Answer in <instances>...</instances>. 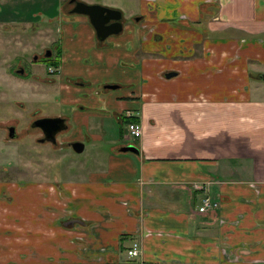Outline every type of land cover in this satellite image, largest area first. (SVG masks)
Instances as JSON below:
<instances>
[{"label":"crops","instance_id":"1","mask_svg":"<svg viewBox=\"0 0 264 264\" xmlns=\"http://www.w3.org/2000/svg\"><path fill=\"white\" fill-rule=\"evenodd\" d=\"M138 15L112 46L86 16L56 32L65 44L46 82H59L66 130L73 115L68 139L113 145L102 169L77 162L62 181L17 189L18 205L0 207V264H264V0H140ZM51 20L38 34L49 45ZM83 45L93 64L75 58L63 73L60 58ZM127 145L138 154L119 152ZM205 198L215 206L199 213Z\"/></svg>","mask_w":264,"mask_h":264},{"label":"rangeland","instance_id":"2","mask_svg":"<svg viewBox=\"0 0 264 264\" xmlns=\"http://www.w3.org/2000/svg\"><path fill=\"white\" fill-rule=\"evenodd\" d=\"M79 1L88 5L96 4L119 10L126 28H131L130 31L136 29L135 19L139 18L140 0ZM37 5L25 6L21 3V0H18L17 9L10 6L0 7V25L3 24V21L6 24H12L6 22V20L13 22L31 20V23L25 27L23 25L21 27L13 25L12 28L5 25L0 26V207L8 208L18 205V201L14 200L13 197L17 189L19 190L21 187L31 188L39 183L45 184L46 182L48 184L52 181H62L61 176H59L63 174L61 170L77 162L87 164L95 171L98 168L102 169V166H96L95 162L107 159L113 145L111 139L90 143L88 139L85 140L87 136L85 137V134H83L82 137L85 138L81 142L85 145V150L80 154L74 153L68 145L72 141L68 139V136L73 133L74 128L75 133L78 129L72 122L73 115L69 121L68 130L57 134L56 142L58 146L56 147L48 144L37 145L34 141L35 135L28 136L26 134L29 124L38 117L56 116L58 114L70 116L67 108L63 107L57 98L59 82H46L51 79L50 76L45 74L47 63L42 60L37 61L31 70L27 66V61L32 55L37 56L40 54L45 47L50 51V59L54 58L56 44L60 48L65 44L63 37L56 43L59 37L56 32L65 26L66 33H68L69 27L74 29V26L78 25L77 19L81 16L67 12L69 8L65 0H47L45 8H42L39 2H37ZM14 12H18V15ZM36 12L40 14H33ZM41 18L52 19L44 25V27L49 26L51 30L48 33V37L50 40L52 38L51 42L54 41L52 45H49L50 43L46 44L48 42L43 38L47 33L38 35L39 31L43 29ZM69 21L72 23L69 24ZM81 35L80 30H74L72 43H77ZM113 38L114 35L103 42L112 46ZM94 44L97 46L96 42ZM85 46L83 45L80 49L73 51L70 47L71 53L66 51L63 58H60L63 73L68 69L70 61L75 58L80 60V64L83 67L93 64L92 53L95 50H91L92 46H90V49H86V52H83L82 48H85ZM134 65L136 69L140 68V64ZM18 67L27 75L20 76L16 74L14 70L18 69ZM83 67L76 70L79 75L85 73ZM132 67L134 66L132 65ZM30 73H32L31 76ZM36 75L43 82H33V78ZM64 83L67 86L73 84V82ZM259 85L262 86L261 89L264 88V83L261 84L259 82ZM255 95L256 92H254L253 96ZM262 96L263 93L259 92L255 98ZM7 126L14 127L15 138L8 139L5 128ZM110 134L112 136L117 134L116 125L112 130L110 128ZM128 156L132 158L133 155ZM76 172L77 169L75 168L72 172H69V175H74ZM72 181L77 183L74 180Z\"/></svg>","mask_w":264,"mask_h":264},{"label":"water","instance_id":"3","mask_svg":"<svg viewBox=\"0 0 264 264\" xmlns=\"http://www.w3.org/2000/svg\"><path fill=\"white\" fill-rule=\"evenodd\" d=\"M70 12L72 14L82 15L88 18L89 23L93 27L95 36L99 42H103L108 37L117 35L122 31L123 27L120 22L121 12L118 10L106 8L96 4L88 5L83 2H75ZM110 21H113V23L109 24ZM16 73H18V71ZM31 125L37 126L40 131L44 133L45 140L50 143L55 142V136L57 134L66 130L64 119L60 117L37 119ZM70 148L74 153L80 154L83 149V144L75 142L70 145ZM119 152L137 155L138 149L133 145H127L121 147ZM69 225H72V223L70 222Z\"/></svg>","mask_w":264,"mask_h":264},{"label":"flooded vegetation","instance_id":"4","mask_svg":"<svg viewBox=\"0 0 264 264\" xmlns=\"http://www.w3.org/2000/svg\"><path fill=\"white\" fill-rule=\"evenodd\" d=\"M66 2H67V6H68V11L67 12H69V13H71L70 11H71V9L73 8V6H74V4H75V2H81V1H79V0H65ZM72 14V13H71ZM77 15V14H76ZM82 16V15H81ZM122 19H123V17H122V14H121V20H120V22L122 23ZM111 23H113V21H110L109 22V24H111ZM48 48H43L42 50H41V53L40 54H38L37 56H34V55H32L30 58H29V61H27V66H28V68H30L31 70H32V67L33 66H35L34 65V63L35 62H37V61H40V60H42V61H46L47 59H49L51 56H50V51L49 50H47ZM55 53H56V51H55ZM46 55H48V56H46ZM49 60H51V59H49ZM48 68H51L52 70H53V73H54V71H56V67L55 66H49V65H47V69ZM15 72H17L18 71V73H16V74H19L20 76H23V75H27V73H23L22 72V70H21V68H19L18 67V69H16V70H14ZM28 72V71H27ZM45 74H47V75H52V74H49L47 71L45 72ZM32 75V73H30V76ZM29 76V75H28ZM34 113H36V112H34ZM50 117H60V118H63L60 114H58V115H50V116H44V117H38V118H36V119H34V120H32V122L29 124V129L26 131V134L28 135V136H32V134H34L35 135V139H34V141H35V143L37 144V145H43V144H48V145H50V146H52V147H56V146H58L57 145V142H56V136H55V142L54 143H50V142H47V140H45V135H44V133H42L41 131H40V129L37 127V126H32L31 124L35 121V120H37V119H42V118H50ZM64 119V118H63ZM65 121V120H64ZM6 128V131H7V137H8V139H13V138H15L16 136H15V132H14V127H12V126H7V127H5ZM12 129V130H11ZM64 131H66V130H64ZM64 131H62V132H64ZM31 132V133H30ZM62 132H60V133H62ZM10 135H11V137H10ZM18 139H19V134H18ZM133 142V141H132ZM72 143H75V142H72ZM72 143H68V145L70 146ZM79 143V142H78ZM60 158V157H59ZM58 158V159H59Z\"/></svg>","mask_w":264,"mask_h":264},{"label":"built area","instance_id":"5","mask_svg":"<svg viewBox=\"0 0 264 264\" xmlns=\"http://www.w3.org/2000/svg\"><path fill=\"white\" fill-rule=\"evenodd\" d=\"M47 72L49 74H53V70L51 68L47 69ZM55 72V71H54ZM141 127L139 124L137 123H128L125 126V134L128 140L130 141H136L141 137ZM201 205L198 207V212L199 213H204L206 212L208 209H210L211 207L215 206L214 204H212V202L205 198L204 200L201 201ZM127 256L129 258H135L137 256H139V254L141 253V248L139 245V242L137 241H133L131 242V245L129 247V249H127Z\"/></svg>","mask_w":264,"mask_h":264},{"label":"trees","instance_id":"6","mask_svg":"<svg viewBox=\"0 0 264 264\" xmlns=\"http://www.w3.org/2000/svg\"><path fill=\"white\" fill-rule=\"evenodd\" d=\"M45 62H46L47 65H49V66H56V61H55V60L52 61V60L47 59ZM130 123H131V122H130Z\"/></svg>","mask_w":264,"mask_h":264}]
</instances>
